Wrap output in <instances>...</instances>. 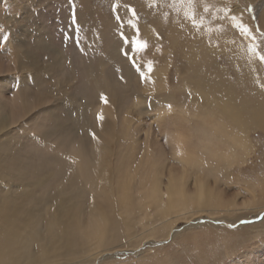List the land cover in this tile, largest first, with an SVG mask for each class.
Returning a JSON list of instances; mask_svg holds the SVG:
<instances>
[{
	"label": "rangeland",
	"instance_id": "1",
	"mask_svg": "<svg viewBox=\"0 0 264 264\" xmlns=\"http://www.w3.org/2000/svg\"><path fill=\"white\" fill-rule=\"evenodd\" d=\"M75 1L53 0L36 6L32 12L31 8L25 11L30 2L21 4V9L15 0L0 3L1 58L16 61L17 52L26 47H34L37 53H33L38 56L37 66L29 72L14 67L0 73V115H10L18 99L43 98L41 105L33 107L22 119L18 115L13 125L0 131V162L16 158L23 164L41 168L42 185L33 187L24 180H0V202L29 193L41 202L30 207L43 218L48 199L43 202L42 195L55 186L58 173L72 168L71 157L77 155L81 139L88 145L87 154L93 157L90 146L94 140H88L87 135L99 126L101 114L108 117L102 109L111 102L115 117L107 119L117 127V140L112 138V156L109 155L107 166L116 169L120 158L128 160L132 155L129 167L142 168L146 150L155 149L153 156L164 167L163 187L170 172L188 167V186L193 189L195 163H182L175 139L179 135L188 136L186 141L193 149L206 142L202 144L207 131L203 130L204 118L199 113L206 109L207 97L195 98L198 76L210 78L211 94L222 88L223 81L235 84L239 103L245 100L254 104L262 96L264 60L260 56L264 55V27L258 14L260 8L252 2H243L253 23L255 35L250 37L244 31L250 28L244 20L238 22L227 17L221 7L210 12L207 5L203 9L196 0L195 4L190 1L187 18L179 10L180 0H143L144 8L138 1L123 0L122 10L115 0H91L85 19L91 25L98 24L96 27L104 30L101 34H109H104L108 37L93 51L77 25L81 14L79 2ZM7 15L15 21L8 22ZM150 27L157 38L146 35ZM137 40L146 41L147 48L138 50ZM253 45L257 48L255 52ZM194 46L201 48L205 63L195 64V58H190ZM156 68H167L166 85L159 86L151 80ZM102 96L107 97V103ZM77 133L83 138L77 139ZM75 136L77 140L73 139ZM251 137L256 150L247 164L234 166L232 178L216 184L224 199L234 200L236 206L217 214L204 212L201 219L194 216L190 222L183 219L177 224L175 237L172 233L171 237L147 239L139 248H124L127 252L106 256L95 264H264V203L262 207L259 203L249 204L252 186L264 179V132L254 130ZM211 183L215 185L213 178ZM198 223L201 226L195 227Z\"/></svg>",
	"mask_w": 264,
	"mask_h": 264
},
{
	"label": "bare ground",
	"instance_id": "2",
	"mask_svg": "<svg viewBox=\"0 0 264 264\" xmlns=\"http://www.w3.org/2000/svg\"><path fill=\"white\" fill-rule=\"evenodd\" d=\"M7 1L0 0V3L4 4ZM50 1L53 0H15V2H18L16 4L20 6V9L22 8L21 4L30 2L31 4L25 8V11L31 8V12L33 8ZM90 1H75L76 3L79 2L78 6L81 14L80 23L77 25H79L80 32L88 39V41L86 39L85 41L92 45L93 51H97L98 44L109 34L107 32L105 33L108 35L101 34V30L97 28L98 24L91 22L93 23L91 25L87 21L88 19H85V14L89 12L88 5ZM115 1L121 10L124 9L125 5L120 3L123 0ZM128 1H138L142 8L146 4L143 0ZM190 1H194L193 4H195V0H180L179 10L184 12L182 13L183 18H187L186 9L191 4ZM196 1L201 7L207 5L210 12H217L214 9L221 7L220 9H223L227 17L235 18L238 22L244 20L247 27H250L248 29L250 34L249 32L245 33L250 37H254L253 23L249 19L250 16L248 17L249 14L247 15L246 7L243 6V2H252L256 8H260L258 14L259 18L263 20L264 27V0ZM204 7L202 8L204 9ZM125 13H128L127 10ZM9 17L8 22L15 21V19L12 20L10 15L5 18ZM245 23L243 26H245ZM150 28L146 29L149 32L145 34L157 38V36H154L156 35L154 30ZM101 32H104V30ZM133 35L131 33V36ZM109 47L111 48V46ZM213 49L211 48V50ZM33 51H36L34 47H26L17 52L16 61L9 59L8 62L0 55V73H7L14 67L21 68L25 72L31 71L37 66L38 57ZM190 58H195V64H198V61L201 64L202 62L205 63L201 48L194 46ZM12 62L14 66H12ZM262 65L264 68V62ZM202 67H199L200 70L203 69ZM194 69L197 70V67ZM166 70L167 68H156V73L151 77V80L158 82L157 85L159 86L166 85ZM196 73L198 74L199 71H196ZM198 78L200 81L195 86V98L198 99V96L200 98L207 97L206 109H202L203 113H199L200 106L198 110V113L204 118L203 130L207 131L202 144L206 142L201 148L195 146L194 150L190 147V143L188 144L186 141L188 136L179 135L177 139L172 137L173 140H177V145H175V140L174 145L175 147L178 146L177 155L182 163H192L193 165L195 163L197 175L193 189L188 186V176L190 174L187 176V170H190L188 167H184V169H181L182 171H177V173H174L175 169L174 172H170L167 184L164 186L165 188L163 187L161 171L164 167L161 168L162 165L160 164L162 163L159 164L154 158L153 155L156 154L154 148V150L146 148L142 168L129 167L132 155L128 160L117 157L120 158V162L117 164L114 162L117 165V167L113 165L116 169L107 166L106 162L110 161L108 157L112 154V141L117 140V127L107 119L108 117H115L110 107L111 102L104 105L102 109L108 114V117L103 118L99 126L87 135L88 140H94L93 145L90 146L93 148L94 155L91 154L93 157L87 154L90 151L87 152L88 145L83 143L82 134L78 136L77 133V139L79 137L82 142L81 145H77V155L71 157L72 168H64L61 173H58V177L55 175V186L42 195L43 202L45 198L48 199L43 218L30 207V205H39L41 202L29 193L22 194L17 199L5 198L0 202V264H95L106 256L113 257L117 253L127 252L126 249L128 248H139L147 239L169 237L172 233L175 237L177 235V224L183 219L190 222L192 217L195 216L196 219L204 212L217 214L224 209L227 212L226 210L234 204L236 206L234 200L226 201L224 199L216 184L221 179L232 178L231 168L247 164L249 157L256 150V144L251 134L254 130L264 132V85L260 88L262 96L254 104H250L245 100L239 103L235 84L227 81L224 83L223 81L222 88H219L217 93L211 94L213 85L211 86L209 83L210 78H203L202 76H198ZM23 100L21 98L15 101L10 115H0V131L9 128L11 124L13 125L17 121L18 115L20 118L33 107L41 105L43 98H35L30 101L28 99ZM73 139H76V136ZM134 140L132 141L134 142ZM199 143L201 144V142ZM115 145L117 146V144ZM125 156H128V154ZM4 162H0V180L3 182L24 180L33 187L42 185L41 168H37L33 164H23L16 158ZM163 165H165L164 161ZM212 178L215 185L211 183ZM251 193L252 201L250 200L249 204L259 203V206L262 207V203H264V179L259 180L257 184L252 186ZM198 226H201V224H195V227Z\"/></svg>",
	"mask_w": 264,
	"mask_h": 264
},
{
	"label": "snow or ice",
	"instance_id": "3",
	"mask_svg": "<svg viewBox=\"0 0 264 264\" xmlns=\"http://www.w3.org/2000/svg\"><path fill=\"white\" fill-rule=\"evenodd\" d=\"M132 12H133V15L136 14V13H135V9H132ZM244 31H245V32H249V30H248L247 28H245ZM249 34H250V32H249ZM136 46H137V49H138V50L146 49V48H147V42H146V41H140V40H137V42H136ZM252 51H253V52L257 51V48H256L255 45L252 46ZM260 59H261V60H264V55H261V56H260ZM148 69H149V71L152 70V63H151V62L148 63ZM102 99L104 100L105 103H107V97H106V96H102ZM169 107H171V106H169ZM99 118H100V119H103V115L101 114V115L99 116ZM93 135H94V134H93Z\"/></svg>",
	"mask_w": 264,
	"mask_h": 264
}]
</instances>
